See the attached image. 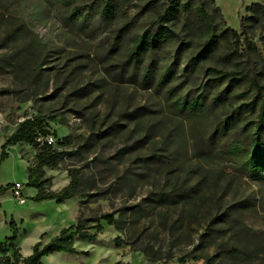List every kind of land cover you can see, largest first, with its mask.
<instances>
[{
    "label": "rangeland",
    "instance_id": "374dc122",
    "mask_svg": "<svg viewBox=\"0 0 264 264\" xmlns=\"http://www.w3.org/2000/svg\"><path fill=\"white\" fill-rule=\"evenodd\" d=\"M92 1L80 0L78 5L82 8ZM214 2L225 25L238 33L245 9L254 4L264 5V0ZM144 3H125L106 28L97 17L92 18L89 24H95V28L89 33L67 25L74 23L58 0H0V146L19 122L40 115L55 140L67 138L70 143L56 145L58 151L68 155L55 169L43 168L45 178L50 180L49 190L61 191L70 181V171L77 170L81 183L95 178L97 192L102 194L99 200L92 195L74 197L62 204L55 200L35 202L32 198L37 191L27 186V170L35 150L23 144L7 148L8 157L0 164V186L21 185L25 204L17 203L11 188L0 196V242L11 235L9 223L13 221L22 253L31 251L39 241L46 244L59 229L75 223L80 202L85 218L102 214H114L113 218H117L115 213L122 209L129 215L135 214L134 220L139 218L135 225L130 224L132 218L128 219L125 236L101 221L95 241L76 239L77 254L55 253L44 257L43 264H205L204 256L211 257L214 264H236L220 258L212 246L206 245L208 236L204 235L206 229H213L217 242L227 238L231 235L226 228L231 216L237 221L236 230L243 225L260 233L264 244V183L244 178L227 159L203 164L210 172L209 179L202 189L204 208L194 217L186 219L179 209L165 210L146 199L155 191L153 187H165L164 175L168 171L173 173V179L178 176L189 184L197 182L198 176L189 172L196 160L190 156L192 138L187 122L182 123L179 143L171 141L179 121L167 109L164 90L144 89L139 77L129 81L127 76L133 64L126 67L127 76L123 79L114 73L120 71L133 37L152 27L154 12L143 11ZM19 24H24L29 33L11 36ZM128 24L131 27L127 35L116 38L117 30ZM243 25L256 50L257 71L263 77L264 24ZM34 40L45 49L38 57L39 72L35 77L23 78L9 62L15 52ZM177 48L174 45L163 50L158 57L159 66L174 64L173 83L166 90H179L186 74L183 68L191 56L184 51L174 55ZM214 64L219 69L229 68L222 62ZM205 67L185 85L182 96L191 95L193 86H202L210 79ZM243 91L247 98L253 96L249 89H234L235 94ZM241 102L245 101L233 108ZM144 158L146 161H142ZM124 171H150L152 175L145 179L133 177L130 193L129 187L116 184ZM140 206L146 207V211L136 214ZM116 237L122 240L119 247L113 243ZM136 249L158 260L152 262ZM238 264H264V248L251 261Z\"/></svg>",
    "mask_w": 264,
    "mask_h": 264
},
{
    "label": "trees",
    "instance_id": "16d2710c",
    "mask_svg": "<svg viewBox=\"0 0 264 264\" xmlns=\"http://www.w3.org/2000/svg\"><path fill=\"white\" fill-rule=\"evenodd\" d=\"M58 1L64 7L69 20L74 23L67 25L89 33L95 28V24H89L92 18L97 17L100 25L106 28L110 26L125 3L145 1L142 10L154 12L152 27L133 37L120 71L114 73L118 78L123 79L127 76L126 67L133 64V70L127 76L129 81L139 77L144 89L153 87L157 91L164 90L167 109L179 121L174 127L171 141L174 144L179 143L182 123L187 122L192 138L190 156L196 160V164L189 169V172L197 175L198 181L189 184L186 179L180 181L178 176L173 179L170 176L173 173L168 171L164 175L165 187L164 185L160 189L153 187L155 191L147 195L146 199L150 200V204L164 206L165 210L169 207L179 209L181 215L185 214L186 219L194 217L204 208L202 189L209 179L210 172L203 164L210 165L216 159H227L244 178L264 183V76L262 77V73L257 71L256 50L249 41L243 25L244 22L247 25L264 24V5L254 4L245 9L246 16L239 20L240 33H238L225 25L214 0H93L91 4L82 8L78 5L80 0ZM129 27L131 24L118 29L116 38L127 35ZM23 31L29 33L24 24H19L11 36L21 35ZM37 41L34 40L20 48L9 62V65L23 75V78H31L33 75L35 77L39 72L38 57L45 49ZM174 45H178L174 55H179L182 51L191 55L183 68L186 74L177 91L178 88L165 89L168 84L173 83L174 64L163 66L158 64L161 51L165 52ZM214 62H222L229 68L225 70L222 66L219 69ZM137 64L141 66L138 67ZM207 64L210 66L205 67ZM204 67L210 79L202 86H193L191 95L182 96L180 92L185 85H188L189 80ZM242 87L253 92L250 99L246 97L245 91L234 93V89ZM240 101L245 102L233 108ZM47 136L51 135L42 116L24 119L16 125L13 133L6 137L0 146V164L8 157L7 148L26 144L35 150L32 165L27 170V186L37 191L32 198L33 201L55 200L57 204H62L74 197L92 195H96L97 200L102 199V194L97 192L95 178L81 183L76 176L77 170L70 171V181L61 191L56 193L49 190L50 180L45 178L43 168L55 169L62 162L63 157L68 155L65 151H58L56 145L63 147L70 143H67V138L60 141L56 139L53 147L38 141ZM154 159L158 160V158ZM157 165L161 167L159 162ZM151 175L150 171L135 174L124 171L118 176L116 184L120 188L129 187V192L132 193L133 177L145 179ZM12 187L13 185L0 186V196ZM82 204L83 202H80L78 205L77 218L73 225L61 229L46 244L40 241L35 243L31 248V254L25 258L20 255V250L15 245L18 230L11 221L9 223L11 235L0 243V264H43L44 257L55 253L77 254L74 241L76 239L95 241L101 229V221L113 226L124 236L128 219L132 218L131 225L139 221V218L133 219L135 214L129 215L124 209L115 213L118 215L117 218H113L114 214L85 218ZM144 211L146 207L140 206L135 213ZM227 221L226 228L231 235L229 234L227 238L222 237V240L217 242L216 230L206 229L204 232V235L208 236L205 240L206 245L212 246L220 258L236 264L246 263L257 257V253L264 248V244L260 241L262 234L254 233L243 225L236 230L234 226L237 221L232 216ZM113 243L115 247H119L122 240L116 237ZM134 251H140L150 258L144 250ZM203 259L205 264H214L209 256H204ZM157 260L156 256L150 258L152 262Z\"/></svg>",
    "mask_w": 264,
    "mask_h": 264
},
{
    "label": "built area",
    "instance_id": "2783aa9c",
    "mask_svg": "<svg viewBox=\"0 0 264 264\" xmlns=\"http://www.w3.org/2000/svg\"><path fill=\"white\" fill-rule=\"evenodd\" d=\"M40 143H46L48 145H51L55 147L56 140L52 136H47L44 138L38 139ZM21 185L19 184H14L13 187L11 188V194L12 196L17 200V203L20 205L25 204V199L21 195Z\"/></svg>",
    "mask_w": 264,
    "mask_h": 264
},
{
    "label": "crops",
    "instance_id": "0c3cea01",
    "mask_svg": "<svg viewBox=\"0 0 264 264\" xmlns=\"http://www.w3.org/2000/svg\"><path fill=\"white\" fill-rule=\"evenodd\" d=\"M23 145H26V144H23ZM35 194H36V193H35ZM33 197H34V196H33ZM61 229H63V228H61ZM61 229H59V230L56 232V235L59 233V231H60ZM8 237H9V236H8ZM8 237H6V238H8ZM3 241H4V240H3ZM3 241H1L0 243H2ZM15 245H16V247L19 246L18 236H17V240H16ZM18 248H19V247H18ZM19 250H20V248H19ZM30 254H31V251H30V250H27V251L24 252V253H22V252L20 251V255H21L23 258L29 256Z\"/></svg>",
    "mask_w": 264,
    "mask_h": 264
}]
</instances>
